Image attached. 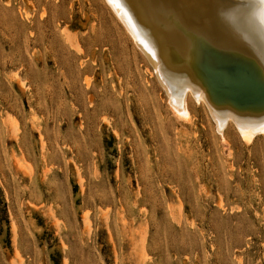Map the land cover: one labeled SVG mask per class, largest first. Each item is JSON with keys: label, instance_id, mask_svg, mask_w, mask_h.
Masks as SVG:
<instances>
[{"label": "rangeland", "instance_id": "obj_1", "mask_svg": "<svg viewBox=\"0 0 264 264\" xmlns=\"http://www.w3.org/2000/svg\"><path fill=\"white\" fill-rule=\"evenodd\" d=\"M189 96L106 0H0V264H264V134Z\"/></svg>", "mask_w": 264, "mask_h": 264}, {"label": "bare ground", "instance_id": "obj_2", "mask_svg": "<svg viewBox=\"0 0 264 264\" xmlns=\"http://www.w3.org/2000/svg\"><path fill=\"white\" fill-rule=\"evenodd\" d=\"M106 1L149 60L177 118L188 121L191 94L205 103L218 133L231 120L247 141L264 134V0H148L149 11L167 9L166 18L160 14L164 22L158 15L148 20L135 0ZM154 20L187 34L182 65L170 46L180 38L172 39V31L165 33Z\"/></svg>", "mask_w": 264, "mask_h": 264}]
</instances>
